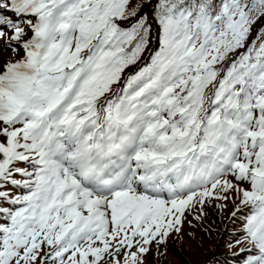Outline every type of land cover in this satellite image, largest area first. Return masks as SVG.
Segmentation results:
<instances>
[{
	"label": "snow or ice",
	"instance_id": "snow-or-ice-1",
	"mask_svg": "<svg viewBox=\"0 0 264 264\" xmlns=\"http://www.w3.org/2000/svg\"><path fill=\"white\" fill-rule=\"evenodd\" d=\"M208 207L264 264V0H0V264H154Z\"/></svg>",
	"mask_w": 264,
	"mask_h": 264
},
{
	"label": "rangeland",
	"instance_id": "rangeland-1",
	"mask_svg": "<svg viewBox=\"0 0 264 264\" xmlns=\"http://www.w3.org/2000/svg\"><path fill=\"white\" fill-rule=\"evenodd\" d=\"M229 207L231 208L232 206L229 205ZM206 212V218L203 219L199 224H197L196 221H193V224H196L195 228H190L187 224L185 225V230L187 232H191L193 236L191 238L189 236H184L182 240L175 241L174 243L170 242L168 246V255L166 257H161L158 255L152 257L154 264H184V259L187 261L189 258H198V254L203 253L204 251L210 253V251L214 249L212 246L214 245V241L216 240L217 236L212 234V231L206 232L204 228H206L207 223H210V225L213 226L211 220L215 215L220 216L219 220H224L227 218V222L231 221L229 225V229L231 230H237V227L238 229L241 227L239 220H237L235 223L232 222V220L228 217L229 214L227 211H225L223 214H218L219 209L208 207ZM189 219H191V217ZM227 232L231 237L227 238L228 242H226V245H228L229 242L233 243V247L227 246V248L233 251L237 250L236 252H239L242 245L235 244V240L240 238L242 235H234L230 233L229 230ZM208 238L210 241H208ZM226 252L227 250L224 253ZM238 264H242V260H240Z\"/></svg>",
	"mask_w": 264,
	"mask_h": 264
},
{
	"label": "trees",
	"instance_id": "trees-1",
	"mask_svg": "<svg viewBox=\"0 0 264 264\" xmlns=\"http://www.w3.org/2000/svg\"><path fill=\"white\" fill-rule=\"evenodd\" d=\"M229 217V215H228ZM220 216H214L212 218L211 222L213 223V226L210 225V223H207L206 228H210V231H212V234H215L217 236L216 240L214 241V245L212 248H214L210 253L207 251H204L203 253L198 254V258L194 259H188L187 261H184V264H206L207 261H214V264H238L239 261L235 260L231 254L235 253L237 250L233 251L227 248L226 242H228V239L230 234L227 232L229 230L230 233L234 235H243V233L240 231L241 227L237 230H231L229 229V225L231 221L227 222V218L224 220H219ZM209 226V227H208ZM238 231V232H237ZM208 241L210 239L208 238ZM227 250L226 253H224ZM181 255V254H180Z\"/></svg>",
	"mask_w": 264,
	"mask_h": 264
}]
</instances>
